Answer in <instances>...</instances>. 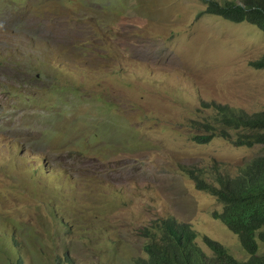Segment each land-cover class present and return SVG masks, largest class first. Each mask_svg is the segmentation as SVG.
Returning <instances> with one entry per match:
<instances>
[{
  "label": "rangeland",
  "instance_id": "rangeland-1",
  "mask_svg": "<svg viewBox=\"0 0 264 264\" xmlns=\"http://www.w3.org/2000/svg\"><path fill=\"white\" fill-rule=\"evenodd\" d=\"M204 8L0 0V264H137L142 228L169 214L249 256L184 168L235 173L264 152L199 142L192 123L201 101L264 109V30Z\"/></svg>",
  "mask_w": 264,
  "mask_h": 264
},
{
  "label": "trees",
  "instance_id": "trees-1",
  "mask_svg": "<svg viewBox=\"0 0 264 264\" xmlns=\"http://www.w3.org/2000/svg\"><path fill=\"white\" fill-rule=\"evenodd\" d=\"M204 12L231 21H247L264 30V0H203ZM256 68L264 67V53L250 61ZM210 110L192 123L204 128L196 134L199 142H208L216 134L229 136L237 145H264V109L247 112L242 108L215 100L201 101ZM231 130L234 133L231 134ZM186 169L195 186L205 189L221 202V209L212 211L239 237L249 254L238 259L220 241L201 235L191 224L174 215L156 217L142 229L145 256L135 257L137 264H264V252L258 253V239L264 240V152L240 165L235 173L210 169ZM208 173L211 178H206ZM202 237L211 253H207L198 238ZM6 264H24L21 257Z\"/></svg>",
  "mask_w": 264,
  "mask_h": 264
}]
</instances>
